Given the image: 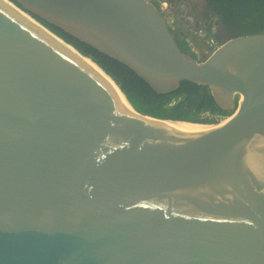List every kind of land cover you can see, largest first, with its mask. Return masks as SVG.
I'll return each instance as SVG.
<instances>
[{"label": "water", "instance_id": "95a60500", "mask_svg": "<svg viewBox=\"0 0 264 264\" xmlns=\"http://www.w3.org/2000/svg\"><path fill=\"white\" fill-rule=\"evenodd\" d=\"M42 20L231 113L136 115ZM217 40L184 53L150 0H0V264H264V33Z\"/></svg>", "mask_w": 264, "mask_h": 264}, {"label": "trees", "instance_id": "16d2710c", "mask_svg": "<svg viewBox=\"0 0 264 264\" xmlns=\"http://www.w3.org/2000/svg\"><path fill=\"white\" fill-rule=\"evenodd\" d=\"M210 1L217 13L221 15L232 37L264 33V0ZM42 22L95 61L117 84L129 104L147 118L197 127L202 126L195 124L197 122H215L213 119L225 117L231 113L216 103L207 86L182 81L175 91L167 94L158 93L125 64L80 41L57 26L44 20ZM171 30L181 50L196 58V54L188 44V35L185 31H176L173 28ZM206 31L215 38L209 30L206 29Z\"/></svg>", "mask_w": 264, "mask_h": 264}, {"label": "crops", "instance_id": "0c3cea01", "mask_svg": "<svg viewBox=\"0 0 264 264\" xmlns=\"http://www.w3.org/2000/svg\"><path fill=\"white\" fill-rule=\"evenodd\" d=\"M168 3L165 9L167 20L171 28L176 31H182L186 26H196L193 19L188 14V5L190 0H164ZM188 35L187 41L191 50L201 58L209 56V49L203 43V40L192 35ZM214 35V34H213Z\"/></svg>", "mask_w": 264, "mask_h": 264}, {"label": "flooded vegetation", "instance_id": "af4514ba", "mask_svg": "<svg viewBox=\"0 0 264 264\" xmlns=\"http://www.w3.org/2000/svg\"><path fill=\"white\" fill-rule=\"evenodd\" d=\"M188 7V14L193 19V23L196 25L195 27L209 30L214 34L216 39L232 37L221 15L214 9L210 0H190ZM204 59L201 58L200 60Z\"/></svg>", "mask_w": 264, "mask_h": 264}, {"label": "bare ground", "instance_id": "6f19581e", "mask_svg": "<svg viewBox=\"0 0 264 264\" xmlns=\"http://www.w3.org/2000/svg\"><path fill=\"white\" fill-rule=\"evenodd\" d=\"M85 63L96 73L98 74L104 81L107 82V84L114 90V92L116 93V95L118 96V98L120 99L121 103L126 107V109H128L130 112L139 115V116H143L141 113L137 112L134 110V108L129 104V102L124 98V96L121 94V92L118 89V86L111 81L106 74L98 67L96 66L93 62L89 61L88 59H85ZM145 117V116H143ZM147 118V117H146ZM150 119H154V118H150ZM160 122H163L171 127H175V128H179V129H194V128H198V127H202V126H197V127H190L187 125H183L184 127H178L176 126L174 123H179V122H172V121H163V120H158V119H154Z\"/></svg>", "mask_w": 264, "mask_h": 264}, {"label": "built area", "instance_id": "2783aa9c", "mask_svg": "<svg viewBox=\"0 0 264 264\" xmlns=\"http://www.w3.org/2000/svg\"><path fill=\"white\" fill-rule=\"evenodd\" d=\"M154 4L158 5V8L160 10L165 11V9L168 7V3L164 0H150ZM185 31L187 34L196 36L197 38H200L201 40H204L207 44V46L213 48L214 50L220 46V43L215 39L213 36L208 34L206 30L203 28H197L195 26L188 25L185 27ZM223 117H217L214 121H220Z\"/></svg>", "mask_w": 264, "mask_h": 264}, {"label": "rangeland", "instance_id": "374dc122", "mask_svg": "<svg viewBox=\"0 0 264 264\" xmlns=\"http://www.w3.org/2000/svg\"><path fill=\"white\" fill-rule=\"evenodd\" d=\"M161 12H162V14L167 18V15H166V13L163 11V10H161ZM196 37V36H195ZM196 56V58L198 59V60H200L201 59V57L199 56V55H195ZM213 120H215V119H213ZM176 126H178V127H184L183 126V124L182 123H174Z\"/></svg>", "mask_w": 264, "mask_h": 264}]
</instances>
